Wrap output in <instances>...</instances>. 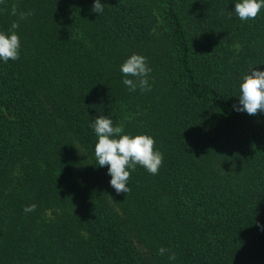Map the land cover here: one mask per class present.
Masks as SVG:
<instances>
[{
    "label": "trees",
    "instance_id": "16d2710c",
    "mask_svg": "<svg viewBox=\"0 0 264 264\" xmlns=\"http://www.w3.org/2000/svg\"><path fill=\"white\" fill-rule=\"evenodd\" d=\"M101 2L0 0V29L18 21L21 39L0 62V264H264V112L233 110L248 66L264 69V9ZM132 53L150 91L122 82ZM98 115L153 135L158 173L137 165L117 193L96 164Z\"/></svg>",
    "mask_w": 264,
    "mask_h": 264
},
{
    "label": "clouds",
    "instance_id": "9594fccd",
    "mask_svg": "<svg viewBox=\"0 0 264 264\" xmlns=\"http://www.w3.org/2000/svg\"><path fill=\"white\" fill-rule=\"evenodd\" d=\"M264 9V0H234L236 16L247 21L257 17ZM91 11L102 14L104 4L101 0H93ZM31 11L20 12L19 19H26L32 15ZM12 15H17L16 8H12ZM19 22L13 21L11 27L0 29V62L17 60L20 56L21 39L16 29ZM260 64H250L239 82L238 102L233 104V110L246 112L249 115L257 114L258 110L264 112V69L254 67ZM123 74L122 82L128 91L141 92L151 90L150 74L152 68L148 58L139 53H132L120 65ZM97 137L94 154L98 166L107 165L110 175L109 184L117 193L129 191V178L137 165L144 167L149 173L155 175L163 162V153L155 147V138L147 132H125L123 125H114L110 115H98L89 125ZM37 205L31 203L24 206V212L35 211ZM264 227V226H261ZM167 249L161 247L159 252L163 255ZM169 260H175L176 254L169 253Z\"/></svg>",
    "mask_w": 264,
    "mask_h": 264
}]
</instances>
